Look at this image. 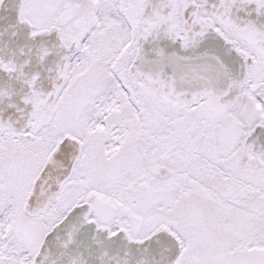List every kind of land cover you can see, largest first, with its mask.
Listing matches in <instances>:
<instances>
[{
  "label": "snow or ice",
  "instance_id": "6c2138e0",
  "mask_svg": "<svg viewBox=\"0 0 264 264\" xmlns=\"http://www.w3.org/2000/svg\"><path fill=\"white\" fill-rule=\"evenodd\" d=\"M0 264H264V0H0Z\"/></svg>",
  "mask_w": 264,
  "mask_h": 264
}]
</instances>
